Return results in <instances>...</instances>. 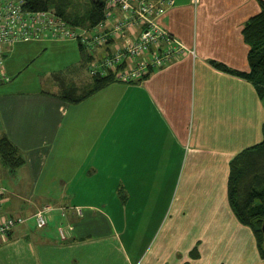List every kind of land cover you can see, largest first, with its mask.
I'll return each instance as SVG.
<instances>
[{"label": "crops", "instance_id": "crops-1", "mask_svg": "<svg viewBox=\"0 0 264 264\" xmlns=\"http://www.w3.org/2000/svg\"><path fill=\"white\" fill-rule=\"evenodd\" d=\"M262 1L175 0L158 22L186 50L77 102L63 89L81 90L89 69L69 84L52 75L59 85L50 91L0 82V136L24 159L14 168L0 159V215L54 206L42 230L28 220L0 237V264H264L227 198L231 159L262 140L264 100L211 63L249 69L242 27ZM78 48L76 67L86 68L91 58ZM105 182L107 212L75 200ZM63 202L81 213L62 215ZM58 226L73 239L60 242Z\"/></svg>", "mask_w": 264, "mask_h": 264}, {"label": "built area", "instance_id": "built-area-1", "mask_svg": "<svg viewBox=\"0 0 264 264\" xmlns=\"http://www.w3.org/2000/svg\"><path fill=\"white\" fill-rule=\"evenodd\" d=\"M174 3L175 0H105L103 18L89 29L67 22L49 8L29 10L24 0H0V82L8 80L4 70L5 55L15 43L67 39H77L91 51L113 43L110 50L105 48L103 55L94 57L89 64L90 73L106 70L113 73L115 80L137 81L148 70L171 63L186 50L158 22V17ZM2 195L0 189V212ZM52 209L47 205L30 215H0V237L29 219L37 228H44ZM67 229L70 227L58 226L61 239L67 237Z\"/></svg>", "mask_w": 264, "mask_h": 264}, {"label": "trees", "instance_id": "trees-1", "mask_svg": "<svg viewBox=\"0 0 264 264\" xmlns=\"http://www.w3.org/2000/svg\"><path fill=\"white\" fill-rule=\"evenodd\" d=\"M104 1L105 0H93L87 9L81 13L74 12V10L71 11L69 9V3L67 0H24V6L29 10L49 8L61 15L67 22L87 28L89 27L90 29L103 18ZM242 36L244 41L249 46L247 53L249 63L248 70L243 71L230 68L223 62L221 63L211 61V63L223 71L244 77L251 81L255 86L259 97L264 100V1L260 3V11L249 17L243 25ZM64 41L72 40L67 39L63 40V42ZM74 41L78 43L81 50H84L85 48L88 50L89 55H87L91 59L95 56L97 57L103 55L102 52L98 54L96 52L98 50H103L104 46L96 51H91L79 40L76 39ZM26 42H38V40H30ZM26 42L19 41L15 43L6 52L5 58H7L8 53L15 45ZM154 70H148L144 76H142V78L148 76ZM105 71L102 73H90L91 83L84 86L85 88L82 87L81 90L71 86L64 87L63 98L69 102H77L107 86L110 82L118 81L114 79L115 77L113 73H107V71ZM262 135L263 137L261 141L241 150L231 159L229 163V174L227 177V198L231 210L238 221L243 225L248 226L252 230L257 240L259 255L264 258V237L262 229L264 223V121L262 124ZM0 159L2 160L3 164L9 166L10 168H14L15 165H18L24 161L17 147L5 135L0 136ZM48 205L54 208L53 205ZM44 207L45 206H43V208ZM59 207L62 211V215H64L66 212H72L73 209L75 210L76 214L81 213V211H78L80 208L77 207ZM49 213H51V211ZM49 213L48 222L50 217Z\"/></svg>", "mask_w": 264, "mask_h": 264}, {"label": "rangeland", "instance_id": "rangeland-1", "mask_svg": "<svg viewBox=\"0 0 264 264\" xmlns=\"http://www.w3.org/2000/svg\"><path fill=\"white\" fill-rule=\"evenodd\" d=\"M67 1L71 11L74 10V12L81 13L87 9L93 0ZM15 46L16 47L14 48V51L9 53L5 59L8 81L4 82H11L17 88L30 90L33 92L39 88L50 91L52 88L55 89V84H57V86L59 85L57 82V77L55 78V76H53L52 78V75L54 74H56V76H62L64 78V84H69L72 81H75V77L78 76L77 71L79 70H82L84 74H87L86 76H89V68L87 65L86 68L76 67L80 61L78 60V55L76 54V52L79 51L78 43L74 40L70 42L49 40L26 42L20 43V45L17 44ZM68 47L72 48L73 51H71V49ZM84 53L88 54V50L86 48L84 49ZM93 60L94 58L89 61V64L93 62ZM90 83L91 81L86 85H89ZM104 185L106 188L105 190H97L93 191L92 193H88L86 190L80 188V190L74 192L75 200L78 202H91L92 204L100 205V207L107 212V182H105ZM165 191H167V193H165V197L161 203L163 206L166 204L170 195L167 189ZM61 205L63 208L73 206V204L70 205L68 203ZM29 223L31 229L42 230L38 229L34 224H32L31 219H29L28 224ZM71 239L73 238L61 239L60 242L63 243L64 241H69ZM98 264L103 263L98 262Z\"/></svg>", "mask_w": 264, "mask_h": 264}, {"label": "water", "instance_id": "water-1", "mask_svg": "<svg viewBox=\"0 0 264 264\" xmlns=\"http://www.w3.org/2000/svg\"><path fill=\"white\" fill-rule=\"evenodd\" d=\"M262 229L264 230V223H263V227H262Z\"/></svg>", "mask_w": 264, "mask_h": 264}]
</instances>
